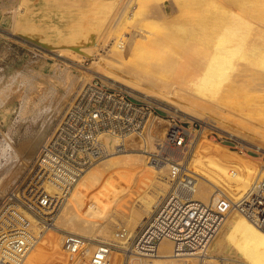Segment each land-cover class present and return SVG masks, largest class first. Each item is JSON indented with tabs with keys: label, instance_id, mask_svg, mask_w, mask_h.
<instances>
[{
	"label": "bare ground",
	"instance_id": "bare-ground-1",
	"mask_svg": "<svg viewBox=\"0 0 264 264\" xmlns=\"http://www.w3.org/2000/svg\"><path fill=\"white\" fill-rule=\"evenodd\" d=\"M64 1L67 0H44L41 26L34 23V16L19 23L20 12H29V8L18 5L13 24L39 42L52 46L55 55L80 69L83 62L70 59L64 46L85 48L81 54L89 55L92 62L88 71L99 74L109 84L121 85L138 98L157 101L168 112H180L191 120H202L212 129L228 132L234 139L248 141L264 155V0H223L228 8L221 6L222 2L220 6L224 9L216 6L221 10L214 11L217 13L212 10L219 3L215 0H171L175 12L167 21L169 27L163 30L158 29L157 23L148 21L151 19L148 11V15L137 19L132 13L146 12L150 0H87V3L69 0L71 3L63 5L66 9L62 12H77L79 18L64 20L65 16H59L66 26L53 38V23L57 24L52 18L58 16L55 10ZM163 4L164 0L152 1L154 10L161 11ZM127 8L130 12H126ZM161 13L163 17L164 12ZM223 42L227 44L224 47ZM236 55L243 57H239L243 63L237 62ZM226 60L233 62L225 83L223 76L215 74L231 65ZM153 138L149 137L150 149H154ZM198 140L188 156L181 149L166 150L175 161L186 159V168L197 175L195 197L208 202L215 187L233 201L245 197L264 162H251V155L233 152L206 135ZM127 142L138 144L133 137ZM169 170V165L156 166L149 155L122 152L95 163L82 174L72 187L59 220L49 228L44 229L34 216L19 208L18 215L24 221L16 219L17 224L39 239L23 264H48L54 256L63 253L66 237L61 233L62 223L71 222L77 230L90 234L82 237L91 241L112 240L114 228L127 229L134 239L167 195ZM0 187L5 194L7 186ZM47 188L57 196L62 194L54 182H48ZM74 211L79 216L86 215L88 220L73 219ZM95 230L101 235L93 234ZM219 234V244L210 248L204 258L206 264H264V230L247 216L235 210ZM127 249L130 250V245ZM214 250L223 253L224 258H219ZM160 253L165 258L153 264L199 262L196 257H173L170 240L160 244ZM127 256L128 263L131 260L130 264H136L130 251ZM112 259L117 261L118 255L113 254Z\"/></svg>",
	"mask_w": 264,
	"mask_h": 264
},
{
	"label": "built area",
	"instance_id": "built-area-1",
	"mask_svg": "<svg viewBox=\"0 0 264 264\" xmlns=\"http://www.w3.org/2000/svg\"><path fill=\"white\" fill-rule=\"evenodd\" d=\"M158 119L157 105L151 101L111 87L100 78L85 84L42 144L26 179L14 187L0 209V264H23L39 241L17 224L16 219L24 221L19 208L49 228L82 174L99 160L132 150L129 137L136 139L156 166H170L167 195L134 239L125 228L106 242L67 234L63 253L48 264H112L114 253L121 256L122 264H130L128 251L136 264H153L165 258L160 253L164 240L173 243V257H196L198 264H206L204 258L235 210L264 230V167L245 197L233 201L215 187L210 200L204 202L195 197L197 175L186 168L183 159L175 161L166 152L170 148L190 152L198 122L192 121L195 127L190 128L171 117L161 135ZM151 136L154 149L149 145ZM48 182L60 186L61 196L48 190Z\"/></svg>",
	"mask_w": 264,
	"mask_h": 264
},
{
	"label": "rangeland",
	"instance_id": "rangeland-1",
	"mask_svg": "<svg viewBox=\"0 0 264 264\" xmlns=\"http://www.w3.org/2000/svg\"><path fill=\"white\" fill-rule=\"evenodd\" d=\"M82 1L84 3H87V0ZM152 1L153 0H150L148 3L146 1V7L150 5L149 3L151 2V6H148L147 9L145 7L144 10L146 12H142L140 10L141 12H132L134 13L133 15H135V18L137 19L142 18L143 16H145L146 13L149 12L148 14H150L149 16H151V19L148 18L149 16H147L148 21L151 20V22L155 24L157 23L158 29L163 30L168 28L169 22L167 21H170V19L173 18L170 15L175 12L171 4V0H164L165 4H163L161 10L164 12L163 17L161 11L158 8H156L157 11L156 9L154 10L155 7L153 8V5L155 3L153 2L152 5ZM158 1L160 2L161 0H157V2ZM215 1H218L219 3L216 2L215 8H212L213 13H217L214 11H223L224 8H228V6L225 5L226 3H224L223 0ZM43 3L44 0H29V2H27L26 0H0V186L1 184L2 186L6 185V188L8 189L4 192L5 194L1 192L2 189L0 190V209L6 204L9 196H11V192L14 187L17 184H22L23 181L26 179V176L31 170L42 144L51 135V133L54 132L55 128L57 127V124H59V122L61 121L63 115L67 111L73 99L86 83L81 82L88 80V77L90 79L87 83L97 78H100L106 83H108V85L111 87H120L124 90H127L121 85L109 84L110 82H107L99 74L94 73L92 71H88V68L91 66L92 62L89 55L81 54V52L85 51V48H78L73 45L64 46V48L67 49V54L70 59H78L83 62V68L80 69L70 63V61H67L55 55L51 51L52 49H54L52 46L44 44L43 42H39L37 39L33 38L28 33L21 30L19 26H14L13 23L15 22L14 19L16 14V12L14 13V11H16L18 5L21 6V8L25 6L24 9L27 7L29 8V12H20L21 15H19V23L28 21L29 19H31L30 16H34V23L37 26H41L42 23L40 22V18L43 19L44 14V12H42ZM70 3L71 1L69 0L64 1L61 7L59 6L55 10V13H57L58 16H54L52 18L57 24L54 25L53 23V38L58 37L60 35L58 33V31H60L59 29L63 31L65 29L66 24H63L60 21V17H62L61 15L65 16L66 19L64 20L79 18V16L76 15L77 12H62L66 9V7L64 6H67ZM115 3L117 4V2ZM220 4H222L221 6H224V8H222ZM139 6L138 8L140 9ZM216 6L221 7L222 9L219 10L220 8H216ZM13 8L15 10H13ZM116 8L117 7L115 6L114 10ZM141 9L143 10V7H141ZM148 9H151V12ZM126 10V12H130L129 8H127ZM158 10L160 12H158ZM155 14L158 16L155 17ZM45 20L49 21L50 19L48 18V20ZM145 23H147V20H145ZM155 24L154 26H151L155 27ZM31 38L33 39L32 41H30ZM91 41H95V38H92ZM221 44H223L221 45L222 47L227 45L225 42ZM240 55L242 56V54ZM239 57L237 56L238 61L237 59H235L236 57H234V61H241V58L243 57ZM231 62L233 61L229 62L228 60H226L225 63H227L228 65V63L231 64ZM241 63L243 62L241 61ZM224 65L225 66L223 67H226V64ZM231 66L232 64L227 66V70H225L226 68H224V70L223 68H220L218 71H216V74L215 72L214 74L218 77L221 76V78L223 76V80H225L224 82L226 83L228 81V79L226 78L231 75L228 74L231 73ZM228 67H230L229 70ZM226 74L228 75L227 77ZM75 87L77 88L75 89ZM256 91L257 90H252V93H255ZM257 92H259V90ZM147 101H151L157 105L159 119L157 121L156 127L158 132L161 133V135L163 133L162 131H164V128L168 126L169 119L171 117H174L177 120L184 122L185 126L187 127L191 125L190 128L195 127V124H193L192 121H196L198 122V131L196 132L198 138L196 137V144L194 145H197L199 141L198 139H200L202 135H206L207 139L209 138L211 139V141H216L215 143L218 142L220 144L226 145L233 152L251 155L253 157V160H249L251 162H264V155L256 150L254 144L252 145L248 141H240L238 139H234L229 136L228 132L212 129L208 127V125L202 120H191L185 115L182 116L180 112L178 114L173 111L168 112L167 109L165 110L164 108H162L163 106H161L157 101V103L152 99H147ZM136 146H133L132 150H130L129 152L148 155L142 150L139 144H137ZM188 153L187 156L189 155ZM102 160H99L96 163ZM185 160L186 159H183L184 162ZM122 193V191L119 192V195ZM62 210L63 208L61 209V211ZM61 211L55 217L53 224L56 223L55 221L59 220L58 218L61 215ZM233 213L234 212H232V214ZM86 217V215H77V211L73 212V219L88 220V218ZM60 227L63 230L61 231V233L65 237L67 234L90 236V234H86L80 230H77L71 222L62 223ZM114 229L112 231L111 238L114 237V234L117 231V228ZM93 234L101 235V233H99V230H95ZM219 236L220 234L215 239V242L212 244L211 249L215 247L216 243L219 244ZM86 239L91 241L88 238ZM215 249H217V247ZM217 251L218 250H214L213 253L219 256V258H224L225 255ZM114 254L118 255V259L117 261L112 259V264H122L121 256L118 253ZM219 264H221V262Z\"/></svg>",
	"mask_w": 264,
	"mask_h": 264
}]
</instances>
